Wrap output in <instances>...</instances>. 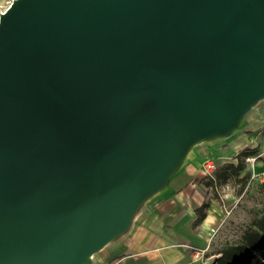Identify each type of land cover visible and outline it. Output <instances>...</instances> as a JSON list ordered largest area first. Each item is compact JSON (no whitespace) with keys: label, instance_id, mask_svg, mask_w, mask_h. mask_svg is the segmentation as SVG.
<instances>
[{"label":"water","instance_id":"water-1","mask_svg":"<svg viewBox=\"0 0 264 264\" xmlns=\"http://www.w3.org/2000/svg\"><path fill=\"white\" fill-rule=\"evenodd\" d=\"M262 99L264 0H12L0 264H95Z\"/></svg>","mask_w":264,"mask_h":264},{"label":"rangeland","instance_id":"rangeland-1","mask_svg":"<svg viewBox=\"0 0 264 264\" xmlns=\"http://www.w3.org/2000/svg\"><path fill=\"white\" fill-rule=\"evenodd\" d=\"M11 1L0 0V13L7 9ZM254 122H261L256 125H261L259 128L264 126V99L249 111L241 129L233 137L195 147L177 182L169 189L174 190L175 184L187 181L193 188L200 186L203 189L205 203L215 204L217 218L208 231L205 245L193 248V252H200V256L193 257L192 264H215L222 256L220 251L240 244L246 231L254 228L256 221L264 216V136L261 135L264 127L259 133L260 129L252 126ZM238 138L246 140L237 146L234 142ZM208 159H213L217 164L212 174H207L203 169ZM241 165L243 169L239 170ZM133 229L127 237L97 253L95 261L97 257L111 253L125 243Z\"/></svg>","mask_w":264,"mask_h":264},{"label":"crops","instance_id":"crops-1","mask_svg":"<svg viewBox=\"0 0 264 264\" xmlns=\"http://www.w3.org/2000/svg\"><path fill=\"white\" fill-rule=\"evenodd\" d=\"M258 124L261 122L252 126ZM242 140L246 139L238 138L234 143L239 146ZM174 188L150 202L138 217L130 238L113 252L97 257L95 264L194 263L193 248L205 245L217 218L215 204L208 203L206 217L198 221L197 210L206 201L203 189L193 188L187 181L175 184Z\"/></svg>","mask_w":264,"mask_h":264},{"label":"trees","instance_id":"trees-1","mask_svg":"<svg viewBox=\"0 0 264 264\" xmlns=\"http://www.w3.org/2000/svg\"><path fill=\"white\" fill-rule=\"evenodd\" d=\"M239 170L243 166L238 167ZM209 204L204 203L198 210V221L206 217ZM254 228L244 234L240 244L228 246L220 251L222 255L215 264H264V216L256 221Z\"/></svg>","mask_w":264,"mask_h":264},{"label":"built area","instance_id":"built-area-1","mask_svg":"<svg viewBox=\"0 0 264 264\" xmlns=\"http://www.w3.org/2000/svg\"><path fill=\"white\" fill-rule=\"evenodd\" d=\"M261 135L264 136V131L261 132ZM263 145L262 148L264 149V139L262 140ZM203 169L207 174H212L214 171H216L217 169V164L213 159H208L205 161V163L203 164ZM200 256V252H196L194 254V257H199Z\"/></svg>","mask_w":264,"mask_h":264}]
</instances>
